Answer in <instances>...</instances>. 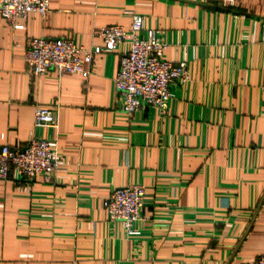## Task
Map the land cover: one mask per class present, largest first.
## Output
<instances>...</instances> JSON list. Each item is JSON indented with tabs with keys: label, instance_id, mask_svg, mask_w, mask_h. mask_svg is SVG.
Listing matches in <instances>:
<instances>
[{
	"label": "crops",
	"instance_id": "obj_1",
	"mask_svg": "<svg viewBox=\"0 0 264 264\" xmlns=\"http://www.w3.org/2000/svg\"><path fill=\"white\" fill-rule=\"evenodd\" d=\"M146 18L164 58L189 64L163 112L129 117L113 80L125 46L91 75L30 74L34 38L102 46L97 31ZM0 19V147L36 135L55 107L63 162L51 182L0 181V264H249L264 256V0H50V13ZM140 184L139 234L111 223L115 189Z\"/></svg>",
	"mask_w": 264,
	"mask_h": 264
},
{
	"label": "built area",
	"instance_id": "obj_2",
	"mask_svg": "<svg viewBox=\"0 0 264 264\" xmlns=\"http://www.w3.org/2000/svg\"><path fill=\"white\" fill-rule=\"evenodd\" d=\"M31 13L42 17L50 13V0H0V19H5L13 29L17 19H25ZM146 18L132 15L129 30L122 26H107L96 35L102 46L86 49L66 38H34L29 40L25 61L31 75L57 74L79 75L88 78L96 55L111 54L122 46L120 69L113 80L114 94L122 103V112L131 117L144 108L165 111L172 99V86H185L191 82L189 64L186 61L169 62L164 58L166 44L157 30L146 29ZM58 128L55 107L38 106L35 113L36 135L22 149L0 147V181L14 175L17 180H33L38 176L51 182L63 167L55 136L45 137L44 131ZM146 188L140 184L115 189L104 203L111 223L121 224L128 236L139 234L136 225L142 221L147 199ZM249 264H264V256Z\"/></svg>",
	"mask_w": 264,
	"mask_h": 264
}]
</instances>
